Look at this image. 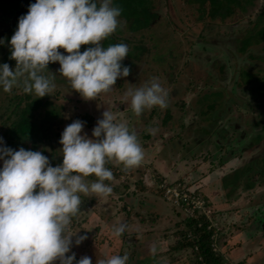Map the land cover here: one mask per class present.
<instances>
[{"label":"rangeland","instance_id":"374dc122","mask_svg":"<svg viewBox=\"0 0 264 264\" xmlns=\"http://www.w3.org/2000/svg\"><path fill=\"white\" fill-rule=\"evenodd\" d=\"M155 5L151 11L155 14H144L143 20L146 24L153 19V23L140 33L131 32L130 21L117 18L127 30L122 35L136 37L147 50L142 55L129 51L138 59L124 57L130 61L129 74L118 77L107 92L85 100L57 72L58 62H49L42 70L54 84L43 101L51 107L59 105L50 142H40L36 149L50 164L62 160L58 141L64 126L80 119L85 122L82 133L91 136L105 109L135 132L142 150L140 162L128 169L107 161L109 168L120 172L105 181L112 189L109 194H79L81 203L69 228L86 238L79 245L72 244L70 252L76 259L87 255L91 264L125 252L126 264H196L192 248L174 249L181 238L177 232L186 230L183 221L189 214L183 213L178 201L164 197L159 185L181 180L189 190L199 192L200 203L217 226L219 235L213 246L227 259L225 264H264V230H256L251 221V215L264 211V170L259 161L264 135L253 137L264 126V98L259 89L241 84L244 71L264 79V42L241 50L244 38L264 18V0H240L232 16L214 20L189 0H155ZM204 7L210 14H225L208 0ZM9 24L0 25V32ZM8 48L0 46L1 62ZM7 63L10 69L15 65ZM153 77L167 92V106H153L137 115L124 93ZM17 87L18 83L12 88ZM18 95L0 90V122L14 117L8 99L14 96L12 100L17 101ZM5 130L1 131L4 145ZM212 132L217 133L214 136L222 148L212 142ZM144 180L146 190H140L135 183ZM121 223L125 229L117 236L114 227Z\"/></svg>","mask_w":264,"mask_h":264},{"label":"clouds","instance_id":"9594fccd","mask_svg":"<svg viewBox=\"0 0 264 264\" xmlns=\"http://www.w3.org/2000/svg\"><path fill=\"white\" fill-rule=\"evenodd\" d=\"M119 15L120 8L112 0L30 2L8 38L9 58L15 65L10 69L8 63H0V90L10 91L17 77L26 74L24 93L51 94L54 84L42 70L49 62H58L57 72L85 100L107 92L118 77L129 74V67L121 63L127 45L100 43L116 29ZM0 44H4L2 37ZM81 45L89 46L80 51ZM124 95L137 115L153 106H167V92L155 77ZM84 123L73 119L64 126L58 141L62 160L55 166L41 151L13 150L0 137V264H91L87 255L76 259L70 252L72 244L86 238L69 228L81 203L79 194H109L112 189L105 181L112 180V172L105 163L134 167L142 150L135 132L107 109L96 120L91 136L82 133ZM89 176L95 179L86 181ZM124 229V224H118L114 234ZM127 259L125 252L97 258L95 264H126Z\"/></svg>","mask_w":264,"mask_h":264},{"label":"trees","instance_id":"16d2710c","mask_svg":"<svg viewBox=\"0 0 264 264\" xmlns=\"http://www.w3.org/2000/svg\"><path fill=\"white\" fill-rule=\"evenodd\" d=\"M189 1L196 3L198 9L203 10V15L208 12L212 20L217 18H229L233 15L235 5L240 4V0H208V2H211L216 6V10L221 11L222 14L225 13L224 16L221 17L222 15L210 14L211 12L204 7L207 0ZM30 2H34V0H0V25L11 21V24H9L3 32H0V37L4 39V44H0V46L4 48L3 50L6 49L8 38L15 30L17 18L27 12V6ZM112 5L120 8V15L118 17L130 21V30L133 33H140L141 31L148 29L153 23V19H149L146 24H144L143 20L147 18L144 14H155V12L152 13V7L154 9L156 6L155 0H112ZM257 26H259V28H256ZM126 31L127 30L122 27L121 22H118L114 32L102 39L101 45L106 47L109 44L124 43L127 47H130L126 54L127 57L138 59V57H135L133 53L129 51L132 49V51L140 52L142 55V53L147 50V47L145 44H142L141 40H136V37H124L122 34ZM261 42H264V18H259V21H257L254 28L250 30L248 36L244 38L241 50L246 51L249 45ZM88 46L89 45H81L79 50L83 51L84 48ZM149 49H151V47ZM58 50L63 51V49ZM4 54L5 59H3L2 62L0 61V63L10 62L15 64V61L9 58L10 48H8ZM129 62L130 61L125 60L124 58L121 61L122 65H127ZM243 76L244 78L241 84L246 82L247 85L252 86L251 89H259L260 96L264 98V79L247 71H244ZM25 77L26 74L17 77L18 87L16 89L12 88V90L9 91L11 94L19 93L20 95L16 96L17 101L12 100L14 96L8 99V102L11 105L10 108L12 107L11 114H13L14 117H10L7 120L4 119L0 122V137H2L1 131L6 128L5 135L7 137L5 146L9 143L13 149L23 147L25 149L32 148V150H36L40 142H50V130L55 124L54 119L59 115L57 108L59 105L51 107L49 101H43V97H47L48 94H45L43 97H36L31 92L24 93L22 89ZM47 105L48 108L43 110L42 107ZM213 105L214 104H212V106ZM221 131H224V129ZM216 134V132L211 133V140L217 145V147L222 148L223 146L220 143V140L216 138L218 136H214ZM263 135L264 126L261 128V133L255 132L253 137H255V139H260ZM214 138H216V140H214ZM248 140L249 139H245L244 141ZM44 152H46V150H44ZM260 160L264 170V153L260 157L259 161ZM105 165L112 171V174L120 176V172H118L116 168H109L108 162H106ZM178 182V180H175L174 182H171V184H176ZM181 182L185 184V181ZM135 185L140 190L146 189V184L143 181H139L137 184L135 183ZM179 214H181V212H179ZM251 216L253 227L256 230H264V211H262L261 214L255 213ZM183 224L185 225L186 230H180L177 232L178 236L181 238L177 241L174 249L192 248L197 253L195 256L196 264H225V262H227V259L224 258V255L220 251L214 250L213 244H215V238L219 233L217 226H213L211 218L207 213L198 210L190 218L185 219ZM230 263L231 262H228V264ZM236 264H242V262Z\"/></svg>","mask_w":264,"mask_h":264},{"label":"built area","instance_id":"2783aa9c","mask_svg":"<svg viewBox=\"0 0 264 264\" xmlns=\"http://www.w3.org/2000/svg\"><path fill=\"white\" fill-rule=\"evenodd\" d=\"M185 184L159 182L160 187L163 189L162 195L167 199L175 200L182 204V208L185 210L184 212L189 214V216L194 215L198 210L208 214L204 210V204L200 203L199 192L197 190H189L190 187Z\"/></svg>","mask_w":264,"mask_h":264},{"label":"flooded vegetation","instance_id":"af4514ba","mask_svg":"<svg viewBox=\"0 0 264 264\" xmlns=\"http://www.w3.org/2000/svg\"><path fill=\"white\" fill-rule=\"evenodd\" d=\"M155 10V8L153 9V7H152V11H154ZM154 22H155V20H154ZM179 182L178 183H181V184H183L182 182H181V180H178Z\"/></svg>","mask_w":264,"mask_h":264},{"label":"crops","instance_id":"0c3cea01","mask_svg":"<svg viewBox=\"0 0 264 264\" xmlns=\"http://www.w3.org/2000/svg\"><path fill=\"white\" fill-rule=\"evenodd\" d=\"M145 190H146V189H145ZM183 213H184V214H186L185 212H183ZM186 217H187L186 219L190 218V216H189V215H186Z\"/></svg>","mask_w":264,"mask_h":264},{"label":"water","instance_id":"95a60500","mask_svg":"<svg viewBox=\"0 0 264 264\" xmlns=\"http://www.w3.org/2000/svg\"><path fill=\"white\" fill-rule=\"evenodd\" d=\"M143 182L146 184L145 180Z\"/></svg>","mask_w":264,"mask_h":264}]
</instances>
